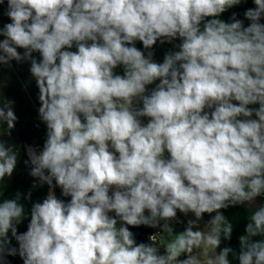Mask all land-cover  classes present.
<instances>
[{
	"label": "clouds",
	"instance_id": "clouds-1",
	"mask_svg": "<svg viewBox=\"0 0 264 264\" xmlns=\"http://www.w3.org/2000/svg\"><path fill=\"white\" fill-rule=\"evenodd\" d=\"M241 3L7 0L0 65L30 62L46 139L25 146L24 163L48 193L30 210L19 191L4 196L19 160L4 139L18 119L7 101L0 264H264V0L244 12L247 26L220 18ZM157 42L172 45L163 62ZM244 204L239 251L220 248L234 229L221 210ZM142 226L158 229L148 242Z\"/></svg>",
	"mask_w": 264,
	"mask_h": 264
},
{
	"label": "trees",
	"instance_id": "trees-1",
	"mask_svg": "<svg viewBox=\"0 0 264 264\" xmlns=\"http://www.w3.org/2000/svg\"><path fill=\"white\" fill-rule=\"evenodd\" d=\"M254 0H242V3L235 6L225 13L221 14V19L226 22H230V18L233 12L237 13V18L244 20L245 26L250 22L244 18V12L249 8H254ZM7 8V0L3 5H0V27L4 24L10 23L11 21L5 15L3 11ZM264 23V19L261 20ZM2 39V37H0ZM175 41L174 43H178ZM136 47L143 50V45L141 42H136ZM172 47L171 44L157 45L154 46V59L157 62H163L164 54ZM75 51V47L72 49ZM21 53L23 49H18ZM39 59L37 53L33 54ZM117 74H123L122 67H118L116 70ZM7 101H12V108L17 116V121L15 127L10 130V135L4 136V139L11 144H14L19 149V160L16 170L10 179H6L4 184V196L14 197L16 192L22 193V203H24L26 209L31 208L32 203L42 202L48 193V186H39L36 178L29 175V167L24 163L27 159L25 152L26 145H34L39 148L43 147L44 140L46 139V125L39 120L38 117V88L36 86L35 80L30 74V62H11V67L0 65V106L6 105ZM254 107H258L255 105ZM144 123H147V118H143ZM36 184V187L33 185ZM31 191V199L26 200L23 197ZM56 195L62 199H69L61 197L60 189H56ZM260 203H264V197H259ZM223 211L224 215L233 222L234 229L232 234V239L230 241H223L220 248L225 246H230L239 251V236L245 234V227L247 224V218L251 214V210L248 209L246 204L237 205L235 207H229ZM214 215V213L212 214ZM180 216V213H178ZM181 217V216H180ZM210 218L208 214H205L204 219L207 221ZM29 219H25L23 223L18 226V232H25L27 230V225ZM180 225H176V229ZM153 230V229H152ZM158 231V229H154ZM9 235H11L9 233ZM259 238V237H258ZM163 235L159 238V242L162 241ZM12 246L18 248V243L13 239ZM218 249L217 251H219ZM163 251V250H161ZM231 264H239L238 260L233 258L231 255L229 257ZM8 264H23V260L16 256L7 257Z\"/></svg>",
	"mask_w": 264,
	"mask_h": 264
},
{
	"label": "water",
	"instance_id": "water-1",
	"mask_svg": "<svg viewBox=\"0 0 264 264\" xmlns=\"http://www.w3.org/2000/svg\"><path fill=\"white\" fill-rule=\"evenodd\" d=\"M134 231L137 232V239L139 241H145L148 242V237L152 232V228H147V227H140L139 229H134Z\"/></svg>",
	"mask_w": 264,
	"mask_h": 264
},
{
	"label": "rangeland",
	"instance_id": "rangeland-1",
	"mask_svg": "<svg viewBox=\"0 0 264 264\" xmlns=\"http://www.w3.org/2000/svg\"><path fill=\"white\" fill-rule=\"evenodd\" d=\"M257 202L258 203H260V201H259V197L257 198ZM247 205V204H246ZM190 216H191V214H189ZM180 216H181V219H185L186 220V218L185 217H183V214H180ZM205 220V219H204ZM206 221V220H205ZM183 229V225L181 224L180 226H179V228L177 229V231H179V230H182ZM162 241H163V243H166L167 242V238H166V235H163V239H162Z\"/></svg>",
	"mask_w": 264,
	"mask_h": 264
},
{
	"label": "built area",
	"instance_id": "built-area-1",
	"mask_svg": "<svg viewBox=\"0 0 264 264\" xmlns=\"http://www.w3.org/2000/svg\"><path fill=\"white\" fill-rule=\"evenodd\" d=\"M154 232H156V230L153 229L152 232H151V234H153Z\"/></svg>",
	"mask_w": 264,
	"mask_h": 264
}]
</instances>
